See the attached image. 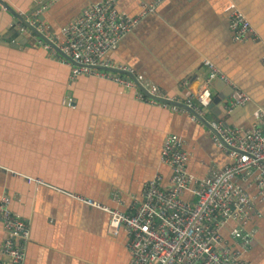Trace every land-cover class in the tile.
Segmentation results:
<instances>
[{"label":"crops","instance_id":"1","mask_svg":"<svg viewBox=\"0 0 264 264\" xmlns=\"http://www.w3.org/2000/svg\"><path fill=\"white\" fill-rule=\"evenodd\" d=\"M45 1L0 0V197L7 194L8 208L28 222L24 264H129L125 234L113 235L108 215L77 196L128 210L155 174L167 180L160 151L168 134L181 139L195 178H207L231 158L213 145L208 129L184 113L137 102L132 91L104 79H70L68 67L34 35L20 31L21 20ZM99 1L57 0L39 19L57 34ZM229 3L248 18L258 40L232 41ZM115 7L129 16L153 10L107 55L109 62L143 75L162 97L184 100L210 61L232 85L219 90L211 84V100L226 102L202 116L209 123L254 126V112L264 113V0H117ZM242 95L245 104L221 111ZM237 183L253 198L246 223L252 240L242 247L233 239L232 222L221 233L243 261L264 264V199L257 197L254 174ZM184 199L194 201L188 193ZM2 238L0 223V244Z\"/></svg>","mask_w":264,"mask_h":264},{"label":"built area","instance_id":"2","mask_svg":"<svg viewBox=\"0 0 264 264\" xmlns=\"http://www.w3.org/2000/svg\"><path fill=\"white\" fill-rule=\"evenodd\" d=\"M116 1L102 0L85 7L54 34L49 33L38 20L40 13L57 2L48 0L26 18L27 23L47 42L23 25L20 31L27 38L34 35L49 55L68 67L70 79L82 75L104 79L121 89L132 91L137 102L184 113L197 121L168 101L183 103L201 113L202 107H207L212 101L211 84L216 79L229 86L231 82L213 63L205 61L207 74L196 91L184 100L170 99L162 97L157 87L146 84L143 75L133 73L130 67L109 62L107 55L116 49L143 16L153 10L149 7L136 16H129L117 11ZM225 14L227 30L233 42H255L259 39L257 30L235 4L229 3ZM247 101L242 95L226 109L229 112ZM253 116L256 123L251 128L230 127L222 120L210 122L215 131L213 134L209 130L213 145L226 152L231 163L207 178H195L188 172L189 154L177 135L168 134L160 151V162L169 170L167 180L155 174L128 210L83 200L108 215L113 235L125 234L129 264H248L240 258V252L224 241L221 231L226 223L232 222L231 237L238 240L242 247L251 243L252 233L246 223L253 208V198L246 188L238 185L241 176L254 174L257 197L264 199V132L260 126L264 124V113L255 112ZM186 193L194 198L193 202L184 199ZM0 202L3 233L0 264H24V251L30 240L28 223L10 214L9 198Z\"/></svg>","mask_w":264,"mask_h":264},{"label":"water","instance_id":"3","mask_svg":"<svg viewBox=\"0 0 264 264\" xmlns=\"http://www.w3.org/2000/svg\"><path fill=\"white\" fill-rule=\"evenodd\" d=\"M45 2H46V1H45ZM45 2H43V4H44ZM4 7L8 8L6 5H4ZM38 20H39L40 22H42V21L39 19V17H38ZM21 21H22L21 26L23 25V26L27 27L29 30H31V32H32L33 34H35L37 37H39V38L43 39L45 42H47L46 39H45V37H44L42 34H39L38 32H36L35 29H34L33 27H31V26L27 23V21H26V17H24ZM249 42H252V41H249ZM51 46H52V48H53L54 50L58 51V49L56 48L55 45L51 44ZM63 56H64V55H63ZM214 85H216V86L218 87L219 90H222V89H224V88L226 87L224 81H222V80H220V79H216ZM236 98H237V97H236ZM168 102H169V104L174 105V106H176V107H178V108H180V109H182V110L188 112V113H189L191 116H193L197 121H199V122H200V123L206 128V129L211 130V132H212L213 134H215V131L211 128L210 123L207 122L206 119L202 116V113H208V112H209V113H210V112H212V113H217L216 110L214 109L215 106L218 105V104H220V103H223V104H224L226 101H225L223 98H220V97L213 98L212 101H211V103H209L207 107H205V108L202 107V109H201V113H198V112L195 111L194 109H191V108L187 107V106L184 105L183 103H179V102H170V101H168ZM198 106H199V105H198ZM221 106H222V105H221ZM228 106H229V105L227 104L226 107H228ZM226 107H225V109H221V111H222V112H226V111H227ZM225 110H226V111H225Z\"/></svg>","mask_w":264,"mask_h":264},{"label":"rangeland","instance_id":"4","mask_svg":"<svg viewBox=\"0 0 264 264\" xmlns=\"http://www.w3.org/2000/svg\"><path fill=\"white\" fill-rule=\"evenodd\" d=\"M255 97H254V100L258 97V95L257 94H255L254 95ZM7 198H9V196L7 195V194H3V195H1V197H0V201H2L3 199H7ZM77 198H79L80 200H87V199H85V198H81V197H79V196H77ZM10 203H8V205H9ZM0 205H1V202H0ZM9 212H10V214L13 216V217H16V218H19L20 216L19 215H17V214H15L14 212H12L10 209H9ZM22 218V217H21ZM22 220L25 222V223H28L24 218H22ZM29 226V225H28ZM30 230V229H29ZM245 262V261H244Z\"/></svg>","mask_w":264,"mask_h":264},{"label":"flooded vegetation","instance_id":"5","mask_svg":"<svg viewBox=\"0 0 264 264\" xmlns=\"http://www.w3.org/2000/svg\"><path fill=\"white\" fill-rule=\"evenodd\" d=\"M255 113V112H254ZM254 117V116H253ZM255 120V119H254ZM255 123H256V121H255Z\"/></svg>","mask_w":264,"mask_h":264},{"label":"trees","instance_id":"6","mask_svg":"<svg viewBox=\"0 0 264 264\" xmlns=\"http://www.w3.org/2000/svg\"><path fill=\"white\" fill-rule=\"evenodd\" d=\"M107 81V80H106ZM184 148V147H183Z\"/></svg>","mask_w":264,"mask_h":264},{"label":"bare ground","instance_id":"7","mask_svg":"<svg viewBox=\"0 0 264 264\" xmlns=\"http://www.w3.org/2000/svg\"><path fill=\"white\" fill-rule=\"evenodd\" d=\"M83 201V200H82Z\"/></svg>","mask_w":264,"mask_h":264}]
</instances>
